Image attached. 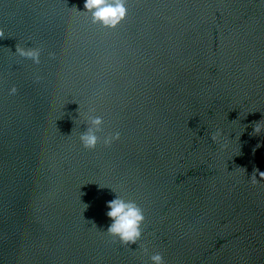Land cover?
<instances>
[{
	"label": "water",
	"instance_id": "1",
	"mask_svg": "<svg viewBox=\"0 0 264 264\" xmlns=\"http://www.w3.org/2000/svg\"><path fill=\"white\" fill-rule=\"evenodd\" d=\"M84 3L0 0V264H264V0H128L115 29ZM117 193L137 244L106 232Z\"/></svg>",
	"mask_w": 264,
	"mask_h": 264
},
{
	"label": "clouds",
	"instance_id": "2",
	"mask_svg": "<svg viewBox=\"0 0 264 264\" xmlns=\"http://www.w3.org/2000/svg\"><path fill=\"white\" fill-rule=\"evenodd\" d=\"M127 2L128 0H85L84 8L86 11L83 12L90 13L92 24L115 29L127 18ZM3 37L4 33L0 30V38ZM16 52L22 57L31 59L36 64L40 63V50L37 48H25L17 44ZM17 92L18 89L15 86L9 90L10 95H15ZM78 111L80 113V108ZM94 112L95 109L92 108L90 109L91 114L85 116L88 127L79 137L82 146L89 150H94L101 143L102 138L98 133L103 132L104 125L103 117L93 115L92 113ZM262 131H264V128L261 127V123L256 122L253 134H260ZM220 137L221 132L219 130L211 135L213 142H218ZM120 138L121 134L119 131L108 134L103 137V144L106 147H111ZM256 173H259L261 180H264V172H259V169H256L251 176L252 184L259 183ZM107 207L109 211H107L106 215L110 218L111 223L108 225L106 232L122 245L137 244L143 237V224L146 219L144 210L134 200H126L118 193L116 198L107 202ZM93 226H95L94 223ZM144 252L145 254L148 253L146 247ZM149 258L152 264H165L163 254L160 252L151 254Z\"/></svg>",
	"mask_w": 264,
	"mask_h": 264
}]
</instances>
